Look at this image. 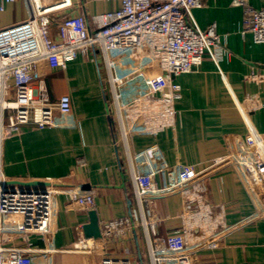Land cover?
Listing matches in <instances>:
<instances>
[{"label": "crops", "instance_id": "0c3cea01", "mask_svg": "<svg viewBox=\"0 0 264 264\" xmlns=\"http://www.w3.org/2000/svg\"><path fill=\"white\" fill-rule=\"evenodd\" d=\"M54 1L41 3L46 6ZM232 1L201 0L193 9L202 28L216 24L226 52L219 64L206 56L191 71L176 76L181 84V96L175 102L178 125L157 135H135L131 156L116 140L102 51L86 47L65 65L38 62L35 87L44 80L55 102L69 94L72 109L67 114L55 109L54 125L29 123L5 137L0 142V173L13 184L47 181L63 190L94 192L100 224L127 215H136L139 222L126 236L106 241L104 250L75 251L74 243L89 221V209L72 204L69 194L62 191L55 196L52 230L34 233L32 250L18 261L8 256V264H101L103 256L153 264V234L140 223L147 209L142 210L135 193L134 171L139 170L154 172L161 188L157 232L169 246L182 242L183 196L173 184L186 178L204 179L215 209L224 205L227 226L218 231L215 246L200 250V264H264V181L255 182L241 163L264 159V107L248 115L241 108L247 94L259 93L264 101V82L245 79L252 72L264 73V41L255 40L246 27L245 7ZM249 1L254 7L264 6V0ZM71 2L69 8L50 14L55 40L64 15L83 12L91 22L92 15L121 6L119 0ZM31 7L32 0L7 2L0 8V27L26 19ZM250 133L255 136L253 145L248 143ZM79 158L85 163H79ZM170 264L180 262L172 256Z\"/></svg>", "mask_w": 264, "mask_h": 264}, {"label": "built area", "instance_id": "2783aa9c", "mask_svg": "<svg viewBox=\"0 0 264 264\" xmlns=\"http://www.w3.org/2000/svg\"><path fill=\"white\" fill-rule=\"evenodd\" d=\"M12 1L15 0H0V8ZM32 1L34 7L26 19L0 27V142L19 132L25 124L54 125L55 109L64 114L71 111L69 94L55 102L44 80L35 87V71L41 60L65 65L90 47L103 53L116 140L131 156L135 135H157L178 125L175 102L181 96V84L176 76L191 71L206 56L219 64L226 52L216 24L202 28L194 19L193 9L201 5V0H119V8L94 14L91 22L83 12L66 14L58 23V40L50 33V14L69 8L71 0H56L46 6L41 0ZM232 3L245 7L247 29L256 41H264V6L254 7L249 0ZM245 79L261 83L264 73L252 72ZM262 107L264 101L259 93L247 94L242 100L241 108L246 115ZM247 139L249 145L256 141L253 133ZM78 162L84 164L85 159L79 158ZM241 163L255 182L264 181V159H244ZM134 180L142 210L146 207L148 213L143 212L140 223L147 229L150 227L153 234L150 240L153 264H170L172 256L180 264H200V250L215 246L218 231L227 226L224 205L215 209L207 197L206 181L186 178L173 184L183 196L182 242L169 246L157 232L160 218L157 199L162 191L155 173L134 171ZM62 191L69 194L72 204L89 210L95 208L94 192L63 190L54 183L10 184L0 173V264H8V256L18 261L32 250L34 233L52 230L57 214L55 196ZM138 222L136 215L102 222L105 242L126 236ZM73 250L100 249L93 238L82 234ZM101 264L141 263L128 257L103 256Z\"/></svg>", "mask_w": 264, "mask_h": 264}, {"label": "water", "instance_id": "95a60500", "mask_svg": "<svg viewBox=\"0 0 264 264\" xmlns=\"http://www.w3.org/2000/svg\"><path fill=\"white\" fill-rule=\"evenodd\" d=\"M16 183H19L20 185L24 186H35V185H40V186H46L50 185L51 182L47 181H30V182H23V181H15ZM10 184H13L14 182H9ZM55 184V183H54ZM59 185V184H56ZM85 186H81L80 188L84 189ZM89 187V186H87ZM83 194L90 193L89 190L87 191H80ZM101 218L99 215V211L96 208H92L89 210V221L86 222L83 225V231L84 235L87 238H93L97 247L99 249L104 250L105 249V240L102 234V229H101Z\"/></svg>", "mask_w": 264, "mask_h": 264}]
</instances>
